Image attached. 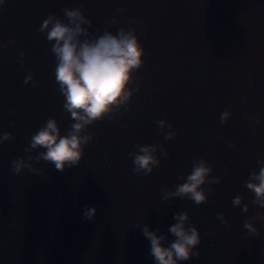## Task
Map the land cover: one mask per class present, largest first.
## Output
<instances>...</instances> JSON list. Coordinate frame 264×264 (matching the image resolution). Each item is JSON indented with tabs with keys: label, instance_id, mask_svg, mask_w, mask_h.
<instances>
[{
	"label": "water",
	"instance_id": "1",
	"mask_svg": "<svg viewBox=\"0 0 264 264\" xmlns=\"http://www.w3.org/2000/svg\"><path fill=\"white\" fill-rule=\"evenodd\" d=\"M66 8H79L90 25L70 22ZM56 18L80 25V43L123 28L144 50L128 101L81 129L90 139L80 145V163L63 172L43 159L47 149L31 148L49 118L61 137L77 122L63 108L55 42L46 38ZM170 132L177 135L165 139ZM0 141V264H158L143 228L170 247L182 212L201 242L188 260L173 256L176 264H264V207L246 186L259 184L252 173L264 167L257 163L264 161V0H4ZM136 145L155 147L160 165L148 175L133 171ZM201 158L212 169L206 179L220 178L201 185L206 202L165 199ZM14 159L24 165L18 174Z\"/></svg>",
	"mask_w": 264,
	"mask_h": 264
},
{
	"label": "clouds",
	"instance_id": "2",
	"mask_svg": "<svg viewBox=\"0 0 264 264\" xmlns=\"http://www.w3.org/2000/svg\"><path fill=\"white\" fill-rule=\"evenodd\" d=\"M4 0H0V5ZM64 14L69 18L70 22L77 19L90 25V21L85 18L79 8L64 9ZM53 16L50 14L48 19L43 22L41 32L48 28V24L52 21ZM84 31L79 24L70 27L68 24L61 22L59 18L55 19L50 30L46 33L49 42L54 41L51 51L55 54L57 66L55 69L56 82L59 85V91L65 97L63 108L67 113L71 114V118L77 122L71 125L72 131L67 136H60L57 122L53 118H49L46 126L41 127L37 134L31 137V148L37 146L47 149L41 156L45 161L55 164L60 172L64 171V166L68 168L77 166L81 160V143H87L90 137L82 138L78 134L85 125L92 124L95 121L103 120L113 110V106L128 101L131 91L127 88L130 81V72L132 69H138L141 66V54L143 48L137 44V38L129 31L127 34L124 29L118 30L117 35L105 32L94 42L87 40L80 43L76 37ZM23 57V53L20 54ZM30 72L24 83L27 84L32 80ZM138 91V89H137ZM230 113L225 110L221 114V123L225 122ZM111 119V117H108ZM159 126L162 128L165 121L160 120ZM171 128L172 125L168 124ZM177 133L170 132L165 135V139H174ZM4 140L11 139V133L3 134ZM2 143V141H0ZM139 153L131 152L129 156L132 158L134 169L137 174L143 173L148 175L152 172L153 167H158L160 161L153 156L155 147L151 145H136ZM162 154L167 157L163 145H159ZM232 147V145H229ZM258 164H264V161H258ZM12 171L16 174L24 166L20 160L12 161ZM212 173L208 162L201 158L194 161L191 173L186 177V182L178 185L175 193H164V198L169 195H176L181 198L187 196L195 204L199 205L206 202L205 190L201 185L205 183H219V177L206 179ZM259 181V184L247 183V188L254 191V204L264 207V167L260 168L259 175L252 173V177ZM208 192L211 189L207 190ZM234 204H239L240 199L237 197ZM96 208H88L84 212V220H92ZM222 214H218L221 216ZM174 219L179 222L170 228V232L177 238L170 247H162L161 241L163 236L157 237L155 233L148 231L147 226L143 228V235L151 242V255L158 264H176L175 256L178 260H188L189 252L192 246L199 245L200 235L194 226L184 227L186 221L189 220L187 213L182 212L175 216ZM245 228L251 226L244 224ZM252 234H256L252 229ZM193 257H199L200 252L192 253Z\"/></svg>",
	"mask_w": 264,
	"mask_h": 264
}]
</instances>
